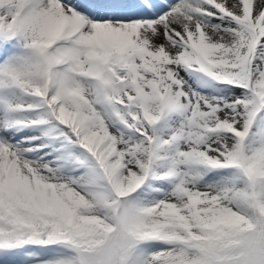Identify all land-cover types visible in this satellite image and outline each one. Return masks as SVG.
<instances>
[{"label":"snow or ice","instance_id":"6c2138e0","mask_svg":"<svg viewBox=\"0 0 264 264\" xmlns=\"http://www.w3.org/2000/svg\"><path fill=\"white\" fill-rule=\"evenodd\" d=\"M0 264H264V0H0Z\"/></svg>","mask_w":264,"mask_h":264}]
</instances>
